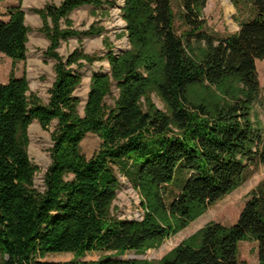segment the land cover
I'll return each mask as SVG.
<instances>
[{
	"label": "trees",
	"instance_id": "trees-1",
	"mask_svg": "<svg viewBox=\"0 0 264 264\" xmlns=\"http://www.w3.org/2000/svg\"><path fill=\"white\" fill-rule=\"evenodd\" d=\"M207 1H182L178 18L186 29L178 34L172 0H124L130 48L115 54L105 40L103 56L79 49L62 56L58 48L71 37L100 34V27L75 29L70 14L110 0H63L34 9L55 79L47 101L13 69L0 83V264H241V241H256L258 264H264V207L255 190L232 225L212 221L158 261L116 258L158 246L264 164L256 67L264 59V0H242L251 16L222 37L205 29ZM28 33L24 12L11 7L8 20H0V54L24 60ZM96 60H106L109 71L91 75L81 114L74 94L80 70ZM113 86L118 94L107 104ZM35 121L45 130L55 122L43 188L35 185L38 169L28 153ZM87 133L100 139L91 157L81 149ZM116 168L133 175L141 219L116 213ZM180 169L185 178L167 205L164 186ZM90 252L115 255L80 259ZM54 253L74 257L44 259Z\"/></svg>",
	"mask_w": 264,
	"mask_h": 264
},
{
	"label": "rangeland",
	"instance_id": "rangeland-1",
	"mask_svg": "<svg viewBox=\"0 0 264 264\" xmlns=\"http://www.w3.org/2000/svg\"><path fill=\"white\" fill-rule=\"evenodd\" d=\"M63 0H0V20L7 21L9 9L13 6H20L25 14V24L29 28L28 41L26 43V57L24 60L13 62L11 58L0 54V83L7 82L10 71L16 77H25L30 89L37 93L44 101L49 97V90L55 79L53 61L46 55L48 40L39 31L42 25L41 18L34 11L44 7L46 4L58 5ZM110 5L103 4L100 8L93 5H85L75 9L70 18L77 30L85 31L91 26L100 27V34L82 35L71 37L66 42L62 41L58 48L62 56L68 55L75 49L97 56L105 55L107 49L105 40L112 46L115 54H120L130 48L128 37L125 33V22L121 16V7L124 0H110ZM183 0H172V8L175 14V29L180 34L186 27L179 20L178 14L182 10ZM208 0L203 9V17L208 33L215 37L226 36L239 28V22L251 16L250 6L237 0ZM257 72L261 87L260 105L257 112L264 126V59L256 61ZM109 64L106 60H96L92 64H85L80 70L82 82L75 90V96L79 99V112L82 114L83 106L87 99L90 78L93 73L108 72ZM118 94V89L113 86L111 95L106 98L107 104H111ZM152 101L158 108H163L161 100L153 93ZM55 122H52L49 129L45 130L38 122H33L29 129L28 153L32 163L37 167L34 177L35 185L43 188L44 173L50 164V148L52 146L51 131ZM100 146V139L96 134L87 133L81 142L82 152L86 157H91ZM117 177L120 182V189L113 202L116 213L122 218L141 219L143 210L140 207V195L135 187L133 175L124 173L119 168ZM131 169V168H130ZM132 175V178L129 176ZM185 178L183 170H178L176 180L170 185L164 186V198L169 205L178 195L181 184ZM255 190L260 196L264 207V164L253 166L246 182L225 195L222 199L209 206L202 214L192 220L186 227L170 234L158 246L146 249L143 252L127 251L118 255V259H136L144 261H158L165 257L180 243L188 240L199 229L214 221L223 225H232L236 222L239 213L245 202L250 198V192ZM111 252H90L80 259L96 260L100 256H114ZM74 256L72 253L48 254L44 259L49 261H67ZM238 257L241 264H258L256 241H241L238 245Z\"/></svg>",
	"mask_w": 264,
	"mask_h": 264
}]
</instances>
